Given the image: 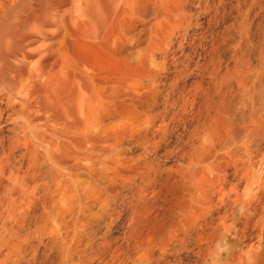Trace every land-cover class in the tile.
<instances>
[{
    "label": "rangeland",
    "instance_id": "374dc122",
    "mask_svg": "<svg viewBox=\"0 0 264 264\" xmlns=\"http://www.w3.org/2000/svg\"><path fill=\"white\" fill-rule=\"evenodd\" d=\"M142 1L95 136L0 146L8 264H264V0ZM222 102L236 143L200 161Z\"/></svg>",
    "mask_w": 264,
    "mask_h": 264
},
{
    "label": "bare ground",
    "instance_id": "6f19581e",
    "mask_svg": "<svg viewBox=\"0 0 264 264\" xmlns=\"http://www.w3.org/2000/svg\"><path fill=\"white\" fill-rule=\"evenodd\" d=\"M139 7V0H0V146L36 139L44 152L62 153L94 137L106 104L120 100V35L125 23L134 25ZM234 110L217 105L205 129L210 143L193 146L200 161L236 143ZM6 240L1 236L0 264H8Z\"/></svg>",
    "mask_w": 264,
    "mask_h": 264
}]
</instances>
